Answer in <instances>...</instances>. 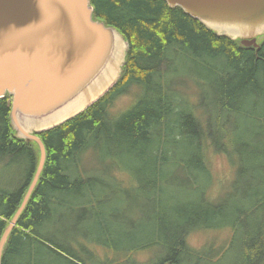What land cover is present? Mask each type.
<instances>
[{"label": "trees", "instance_id": "trees-1", "mask_svg": "<svg viewBox=\"0 0 264 264\" xmlns=\"http://www.w3.org/2000/svg\"><path fill=\"white\" fill-rule=\"evenodd\" d=\"M90 2L94 19L115 28L128 43L122 74L86 111L38 135L46 147V165L9 236L2 264H47L46 258L49 264H77L45 229L57 216L59 221L83 206L90 213L84 217L99 219L103 233L113 236L111 223L119 216L128 223L134 219L126 205L135 199V189L118 177L125 171L143 177L139 189L145 194H139L153 200L154 212L144 216L143 224L137 222V230L123 233L126 240L93 239L105 251L102 257L95 252L99 262L137 264L138 251L155 248L157 255L139 264H222L228 252L213 249L211 242L221 236L219 245L226 243L220 234L226 228L234 241L243 239L242 264H264V40L259 49L244 47L165 0ZM182 66L185 83L199 79L195 95L173 87ZM125 94L133 102L114 112L115 99ZM11 111L7 95L0 99V169L16 178L0 180V240L40 160L38 145L16 136ZM90 151L103 164L87 166ZM213 153L230 159L236 170L230 190L217 200L210 197ZM175 174L179 182L173 181ZM182 187L194 197L166 194ZM104 206H112L105 215ZM197 231L207 234V243L195 250L188 240Z\"/></svg>", "mask_w": 264, "mask_h": 264}, {"label": "water", "instance_id": "water-1", "mask_svg": "<svg viewBox=\"0 0 264 264\" xmlns=\"http://www.w3.org/2000/svg\"><path fill=\"white\" fill-rule=\"evenodd\" d=\"M165 1L244 47L259 49L264 40V0ZM121 41L125 49L114 69ZM126 47L115 28L94 19L90 0H0V99L12 97L16 136L40 150L34 179L0 240V264L46 165V147L37 134L68 122L106 94L121 75ZM80 104H85L80 111L58 120Z\"/></svg>", "mask_w": 264, "mask_h": 264}, {"label": "rangeland", "instance_id": "rangeland-1", "mask_svg": "<svg viewBox=\"0 0 264 264\" xmlns=\"http://www.w3.org/2000/svg\"><path fill=\"white\" fill-rule=\"evenodd\" d=\"M126 51H127V47H126L125 52ZM184 72H185V66H182V72H178L179 74L175 76L176 86L173 85V87H175L177 91L190 90L189 94L187 93V96L195 95L196 93H194L193 88L197 87L198 85L197 83L199 79L197 77H193L192 80L190 79L187 83H185L187 76L184 75ZM194 83L197 85L194 86ZM132 89H135V88H132ZM198 90L199 88L196 89L195 92H197ZM139 95L141 96L142 92L139 93ZM195 99L196 98L193 97L192 101H195ZM132 100L133 98L129 97L128 94H125L115 99V102L113 105V111L114 112L124 111V109H126L127 107L131 105V103L133 102ZM85 157H86L85 164L87 166L92 165V168L94 167L93 165H95L96 163L103 164L101 163V159L99 157H96V155L92 151L86 154ZM210 157H212L211 159L212 164L210 168L214 175V182H215L214 187L210 192V197L214 200H217L219 195L225 194L227 191L230 190L232 186L231 183L235 180L236 170L233 167V164L230 163L231 160L228 159L227 157L221 154H217V153L211 154ZM86 165L84 166L87 167ZM87 169L90 170V168H87ZM13 173L14 172L12 171L11 172L6 171V170L2 171L0 169V177H1L0 180L4 182H8V180H15L16 177L12 176ZM128 173L129 172L125 171L124 174L118 177L122 178L124 182H126V184L132 185L131 188L135 189L134 190L135 199L133 200L130 199L128 202H130L131 205H126L127 207L133 209L132 216L134 217V219L133 221H129L128 223L124 221L125 217H123L122 219L119 216V218L116 219L114 223H111L112 224L111 231L114 232L113 236L109 238L103 233V230L105 229L100 228L99 219L93 218V216L91 219L85 218V217H88L90 213L89 212L85 213L83 206L76 208L75 211L68 212L66 216H64V218H60L59 221H58L59 216H57L55 218V221L49 224L48 227L45 229V232L46 234H48L49 237H52L53 239L57 240L58 243L65 245L70 250V252L72 253V255H70L71 256L70 258L68 257V255L65 254L70 260L76 262L77 264H81L80 262H82V260H84L83 264H100V262H104L101 260L99 262L95 252H99V255L101 254L100 257H102L103 255L102 253L103 252L105 253V251L104 249H102V247H98V245L93 242V239L102 240L105 238L104 240H111L114 242H115V239L126 240L122 237L123 233H127L128 230L131 232L134 231L135 229L137 230V226H136L137 222L139 224H143L142 219L144 218V216H146V218H149L150 215L153 214L155 203L153 202L151 198L149 199L147 198L146 195H144L145 193L142 192V189H139L143 185V179H142L143 177L140 179V174L138 172L135 175H130ZM230 174H231V177H230ZM180 177L181 176H178L177 174H175L174 177H172V179L173 181L177 180L179 182ZM229 177H230V180L229 182H227ZM216 185H219L221 187L218 188L217 190ZM242 188L243 186H241V189ZM139 193H144V194H139ZM169 193L175 195L177 198L178 196L181 198H193L194 197L193 194L187 193V191L184 190L183 187L182 189L181 188H178V189L174 188V190L167 189L166 194H169ZM120 196H122L123 198L122 200H125V196L123 195H120ZM118 199L119 201H121L119 196H118ZM93 207H95V205ZM111 207L112 206H104L105 210H104L103 215L107 214L109 212V209H111ZM106 221L109 223V220H106ZM220 231L222 232L220 234L224 235L225 237L224 239L226 243H223L222 246H220L219 244L222 243L223 239L221 236H218L217 239L219 240V242H216V241L211 242V247L213 249H219L223 247L224 248L223 251L228 252V254L223 257L224 260L222 264H242L243 259H242V255L240 252L241 245L243 242L242 237L237 236L236 240L234 241L231 230H227L225 228ZM212 238L213 236L210 237V239ZM141 240H146V239L145 237L142 236ZM188 242H189V246L195 250L202 248L207 243V234L197 231L196 233L192 234L189 237ZM232 244L233 246L230 248ZM150 249L151 251L143 250V251L137 252L136 254L137 264H139V262L149 263L150 261L149 257L153 255L154 252L157 251L155 250V248H150ZM91 253H94V256ZM216 254H219V253H216ZM156 255L157 253L154 254V256ZM120 256L124 258L126 256V253H120ZM216 256H219V255H216ZM105 257L107 256L105 255ZM46 262L47 264H49L51 262V259L46 258ZM53 262H57V260L53 259ZM115 262H117V260H115ZM61 263L65 264V261H61ZM106 263L107 262H104V264Z\"/></svg>", "mask_w": 264, "mask_h": 264}, {"label": "bare ground", "instance_id": "bare-ground-1", "mask_svg": "<svg viewBox=\"0 0 264 264\" xmlns=\"http://www.w3.org/2000/svg\"><path fill=\"white\" fill-rule=\"evenodd\" d=\"M125 49V44L123 43V41H121L119 44H117V56L114 58V62L111 64V67L115 69V65L119 62V59H120V52H122V50L124 51ZM114 72H112V75ZM114 77V76H113ZM109 86V84L105 85L103 91H105L107 89V87ZM85 105V104H84ZM84 105L82 106V104L78 105L77 108H75V110H73L72 112H70L69 114H67L66 116H63L61 118H59L58 120L59 121H62L63 119H65L66 117L70 116L72 113H75V112H78L80 111ZM26 124L27 125H34L32 122H28L26 121ZM35 126V125H34ZM40 130V129H39ZM65 170V169H64ZM28 189V188H27ZM22 204V203H21ZM16 215V214H15ZM65 253V252H64ZM65 255V254H64Z\"/></svg>", "mask_w": 264, "mask_h": 264}]
</instances>
